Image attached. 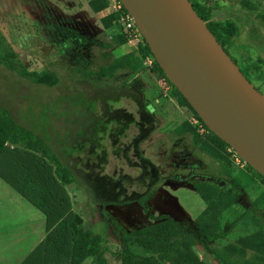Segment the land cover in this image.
<instances>
[{
    "label": "rangeland",
    "instance_id": "rangeland-1",
    "mask_svg": "<svg viewBox=\"0 0 264 264\" xmlns=\"http://www.w3.org/2000/svg\"><path fill=\"white\" fill-rule=\"evenodd\" d=\"M197 1L210 8L212 19L229 21L234 25L229 52L237 67L244 69L243 56L261 60V74L252 77L251 81L264 95V0ZM245 1L254 6L247 7ZM87 2L0 0V29L18 53L20 61L28 70H56L63 79L62 84L56 87L36 85L0 66V103L9 107L15 116L21 109L23 113L28 107L35 109L38 105L51 104L62 93L83 90L80 84L73 81L77 74L70 69L71 64L86 58L88 63L84 70L95 72L116 57L131 51L136 53L137 40L131 39L117 46L112 42L111 32L102 27L100 18L109 14V9L93 13ZM113 74V78L90 77L113 83L122 92V86H125L130 94L115 104L111 103L110 108L100 95L97 106L100 116H104L103 120H108V127L112 125L111 118L129 120L128 128L119 135L115 136L111 129L103 132V127L99 131V135L103 136L100 143L107 152V161L100 174L106 179L105 202L110 204L101 206L94 203L102 200L97 197L99 188L93 191L94 196L90 199L85 186L81 188L75 183L66 187L59 184L57 190H52L54 198H49L55 203L68 202L71 209L82 216L84 225L106 238L112 250L117 246L118 224L133 229L149 223L137 203L147 192L151 194L147 205L152 213H169L183 226L192 227L204 202L190 188V182L206 179L225 190L230 188L222 166L194 144L190 134L177 131L185 121L195 127H199V123L188 108L180 106L171 96L169 88L154 73L151 64L144 60L140 72L118 68ZM102 87L98 89L99 94ZM145 104L153 107L149 114L143 108ZM58 118H53L54 128H70L68 121ZM76 140L82 143L84 136ZM81 149L70 154L67 160L73 170L83 174L89 171L85 160L90 150L88 146ZM233 168L253 175L257 180L245 188L232 208L223 212L221 224L226 235L212 242V247H221L234 242L241 234L254 231L256 218L252 217L253 214L264 228V181H260L255 174L258 171L247 162L242 166L233 163ZM193 249L202 264H223L201 246L194 245ZM106 257L116 264L110 253ZM84 263L90 264L91 259H86Z\"/></svg>",
    "mask_w": 264,
    "mask_h": 264
},
{
    "label": "trees",
    "instance_id": "trees-1",
    "mask_svg": "<svg viewBox=\"0 0 264 264\" xmlns=\"http://www.w3.org/2000/svg\"><path fill=\"white\" fill-rule=\"evenodd\" d=\"M189 1L208 30L235 62L229 52L231 36L235 31L234 25L229 21L212 19L209 7L197 0ZM87 4L93 13H98L107 8L109 0H88ZM245 4L249 8L254 6L250 1H245ZM122 13H126L123 7L121 12H111L100 18L102 27L111 32L112 42L117 46L128 42L127 34L120 23ZM117 28L119 30H116ZM141 39L142 41L137 43L136 53L131 51L116 57L107 66H101L95 72L84 70V66L88 63L86 58L71 64L70 69L77 74L73 81L80 84L83 90L62 93L51 104L45 103L40 107L38 105L35 109L28 107L25 108L27 112L23 113L21 109L16 116L9 107L0 103V171H6L9 180L13 183L23 184L24 194L35 200L48 215L49 226L60 218L45 243L49 244V252L58 249L63 256L59 261L49 259V264H85L86 259H91L90 264H112L106 257L107 253L117 261L116 264H202L193 249L194 245H199L205 252L212 253L223 264H264V228L254 214L252 216L256 218L254 231L241 234L234 242L221 247L211 246L212 242H217L226 235L221 224L223 212L232 208L245 188L257 179L253 175L233 168L231 153L227 150L229 145L205 125L165 75L145 39L142 36ZM147 58L151 59L154 73L160 76L162 83L169 88L171 96L180 106L188 108L199 123V127H195L189 121H185L178 126L177 131L181 134H190L193 143L222 166L230 188L225 190L216 182L206 179L190 182V188L204 202V207L195 216L192 227L183 226L169 213L158 215L152 213L147 205L151 194L147 192L137 200V203L143 214L148 217L149 223L133 229H126L117 223V246L112 250L106 238L84 225L82 216L72 210L68 202L55 203L49 198L54 196L53 192L57 190L59 184L66 187L75 183L81 188L85 186L84 189L90 199L94 196L93 191L99 188L97 197H101L102 200L101 202L96 200L94 203L101 206L110 204L105 202L106 179L100 174L107 161V152L100 143L103 136L99 135V131L103 127V132L111 129L115 132V136L119 135L128 128L129 120L111 118L109 120L112 121V125L108 127V120H103L104 116H100L97 106L101 100L100 95L110 108L111 103L115 104L120 98L130 94L126 92L125 86H122V92L120 87L113 83L90 79V77L97 75V78L105 76L113 78V73L118 68H130L132 73H137L141 71L142 62ZM260 61L243 56L244 69L238 67L251 83L252 77L261 74ZM0 66L36 85L56 87L63 82L56 70H28L1 29ZM101 86L104 87L99 94L98 89ZM143 108L149 114L146 104ZM38 110L41 112L39 113ZM58 116L60 117L58 119L69 122V129L54 128L53 118ZM80 136H84L82 143L76 140ZM79 142L80 146L77 145ZM87 146L90 151L85 161L89 171L81 174L79 170L70 167L67 157ZM247 167L251 168L249 165ZM255 174L261 182L264 181L261 173ZM48 182L51 184L49 185ZM256 202L257 199L254 200V203ZM62 231L64 239L61 238Z\"/></svg>",
    "mask_w": 264,
    "mask_h": 264
},
{
    "label": "water",
    "instance_id": "water-1",
    "mask_svg": "<svg viewBox=\"0 0 264 264\" xmlns=\"http://www.w3.org/2000/svg\"><path fill=\"white\" fill-rule=\"evenodd\" d=\"M120 1L156 62L205 125L264 176V95L190 1ZM146 107L153 111L150 104Z\"/></svg>",
    "mask_w": 264,
    "mask_h": 264
},
{
    "label": "crops",
    "instance_id": "crops-1",
    "mask_svg": "<svg viewBox=\"0 0 264 264\" xmlns=\"http://www.w3.org/2000/svg\"><path fill=\"white\" fill-rule=\"evenodd\" d=\"M59 220L49 226L48 215L35 200L24 194L23 184L13 183L6 171H0V264L59 261L62 252L58 249L49 252V244L45 243ZM61 238L64 239L63 231Z\"/></svg>",
    "mask_w": 264,
    "mask_h": 264
},
{
    "label": "built area",
    "instance_id": "built-area-1",
    "mask_svg": "<svg viewBox=\"0 0 264 264\" xmlns=\"http://www.w3.org/2000/svg\"><path fill=\"white\" fill-rule=\"evenodd\" d=\"M122 7H123V5H122L120 0H109V4H108L107 8H105V9H109V13L116 12V11L121 12ZM120 23L123 26V30L127 34L128 40L135 39L138 42L142 41V39H141L142 35L140 34V32H139L138 28L136 27L133 19L130 17V15L127 13V11L125 14H123V13L121 14ZM146 61L148 62V64H151L150 58H147ZM227 150H228V152L231 153V159L235 165L242 166V164L245 163V161L240 157V155L233 148H231L229 146L227 148Z\"/></svg>",
    "mask_w": 264,
    "mask_h": 264
}]
</instances>
